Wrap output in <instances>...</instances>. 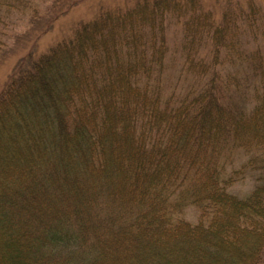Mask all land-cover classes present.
Masks as SVG:
<instances>
[{"label": "trees", "instance_id": "16d2710c", "mask_svg": "<svg viewBox=\"0 0 264 264\" xmlns=\"http://www.w3.org/2000/svg\"><path fill=\"white\" fill-rule=\"evenodd\" d=\"M84 1L0 0L29 39L0 81V264H263L260 7L122 0L33 59V26Z\"/></svg>", "mask_w": 264, "mask_h": 264}, {"label": "rangeland", "instance_id": "374dc122", "mask_svg": "<svg viewBox=\"0 0 264 264\" xmlns=\"http://www.w3.org/2000/svg\"><path fill=\"white\" fill-rule=\"evenodd\" d=\"M121 1L122 0H86L71 7L65 13L60 14L58 19L54 21V23L44 32L43 30L39 32V27L43 24L45 19L38 21L32 29L34 33H37V36H35V38L34 36H29L33 42L31 57L33 59L37 58L39 55L47 52V50L57 42L71 36L75 28L80 23L90 20L98 12L101 6L108 7L113 4L120 3ZM247 1H253L258 7H260V15L264 18V0H201V3L205 11L209 12L214 19H219L228 3H232V5L237 3V5L245 7ZM27 15L28 12L21 13L20 11H15L10 15L11 18L9 19L8 24H3L0 26V40L2 39L8 44L5 46L6 51L2 61L0 62V81H2L8 71L15 66L18 61V57H20L28 47L29 39L26 40V42L24 41L25 43H14L15 36L13 35L16 33V31H23L28 26ZM241 22L242 21H237V24L240 25ZM230 23V25H233L232 22ZM255 33L257 34V41H259L258 37L260 36L257 29H255ZM255 33L249 31L248 36L250 35L249 37L253 39L252 34L255 36ZM167 38L170 50H172L176 47V43L179 42L181 38L180 27L177 24H174L168 28ZM172 58H175V60L178 61L177 56L172 55ZM251 187L252 181L246 179L242 182L236 183L231 188V190L242 194L248 191ZM185 217L194 221L198 218V212L191 207L185 214Z\"/></svg>", "mask_w": 264, "mask_h": 264}]
</instances>
